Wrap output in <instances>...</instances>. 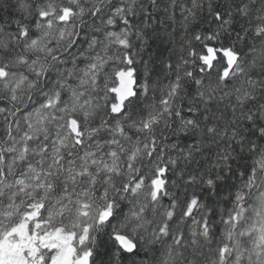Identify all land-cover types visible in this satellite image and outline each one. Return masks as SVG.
<instances>
[{
    "label": "snow or ice",
    "instance_id": "snow-or-ice-1",
    "mask_svg": "<svg viewBox=\"0 0 264 264\" xmlns=\"http://www.w3.org/2000/svg\"><path fill=\"white\" fill-rule=\"evenodd\" d=\"M0 264H264V0H0Z\"/></svg>",
    "mask_w": 264,
    "mask_h": 264
}]
</instances>
